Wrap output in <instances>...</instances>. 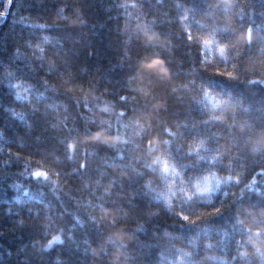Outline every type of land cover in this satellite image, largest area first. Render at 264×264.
<instances>
[{
  "label": "trees",
  "instance_id": "trees-1",
  "mask_svg": "<svg viewBox=\"0 0 264 264\" xmlns=\"http://www.w3.org/2000/svg\"><path fill=\"white\" fill-rule=\"evenodd\" d=\"M0 0V264H264V0Z\"/></svg>",
  "mask_w": 264,
  "mask_h": 264
},
{
  "label": "water",
  "instance_id": "water-1",
  "mask_svg": "<svg viewBox=\"0 0 264 264\" xmlns=\"http://www.w3.org/2000/svg\"><path fill=\"white\" fill-rule=\"evenodd\" d=\"M12 3H13V0H10V5H9L8 13L10 12V8H11Z\"/></svg>",
  "mask_w": 264,
  "mask_h": 264
}]
</instances>
